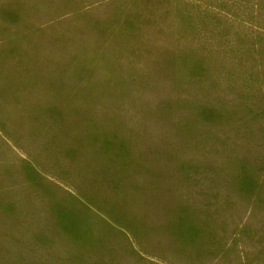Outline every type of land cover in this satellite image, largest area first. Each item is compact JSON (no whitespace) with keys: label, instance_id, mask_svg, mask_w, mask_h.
I'll return each instance as SVG.
<instances>
[{"label":"rangeland","instance_id":"374dc122","mask_svg":"<svg viewBox=\"0 0 264 264\" xmlns=\"http://www.w3.org/2000/svg\"><path fill=\"white\" fill-rule=\"evenodd\" d=\"M0 264H264V0H0Z\"/></svg>","mask_w":264,"mask_h":264}]
</instances>
